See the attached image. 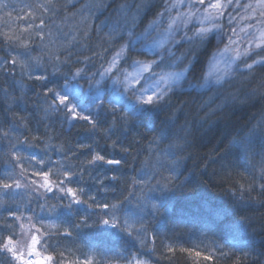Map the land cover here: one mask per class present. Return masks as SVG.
Masks as SVG:
<instances>
[{
    "label": "clouds",
    "instance_id": "obj_1",
    "mask_svg": "<svg viewBox=\"0 0 264 264\" xmlns=\"http://www.w3.org/2000/svg\"><path fill=\"white\" fill-rule=\"evenodd\" d=\"M0 264H264V0H0Z\"/></svg>",
    "mask_w": 264,
    "mask_h": 264
},
{
    "label": "trees",
    "instance_id": "obj_2",
    "mask_svg": "<svg viewBox=\"0 0 264 264\" xmlns=\"http://www.w3.org/2000/svg\"><path fill=\"white\" fill-rule=\"evenodd\" d=\"M39 155L38 153H33ZM172 214L184 223L195 224H217L223 228L225 233L231 229V225L226 220V210L217 201L210 197L196 196L187 200L176 201L171 208ZM118 239L113 234H107L101 239V243L107 245L108 240Z\"/></svg>",
    "mask_w": 264,
    "mask_h": 264
},
{
    "label": "rangeland",
    "instance_id": "obj_3",
    "mask_svg": "<svg viewBox=\"0 0 264 264\" xmlns=\"http://www.w3.org/2000/svg\"><path fill=\"white\" fill-rule=\"evenodd\" d=\"M73 91H75V88H73Z\"/></svg>",
    "mask_w": 264,
    "mask_h": 264
},
{
    "label": "snow or ice",
    "instance_id": "obj_4",
    "mask_svg": "<svg viewBox=\"0 0 264 264\" xmlns=\"http://www.w3.org/2000/svg\"><path fill=\"white\" fill-rule=\"evenodd\" d=\"M45 259H50V258H45Z\"/></svg>",
    "mask_w": 264,
    "mask_h": 264
}]
</instances>
